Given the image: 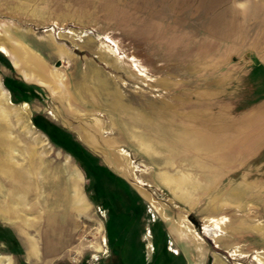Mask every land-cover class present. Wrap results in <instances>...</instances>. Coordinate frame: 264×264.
<instances>
[{"label":"rangeland","instance_id":"rangeland-1","mask_svg":"<svg viewBox=\"0 0 264 264\" xmlns=\"http://www.w3.org/2000/svg\"><path fill=\"white\" fill-rule=\"evenodd\" d=\"M0 43V264H264V0H0Z\"/></svg>","mask_w":264,"mask_h":264},{"label":"bare ground","instance_id":"bare-ground-1","mask_svg":"<svg viewBox=\"0 0 264 264\" xmlns=\"http://www.w3.org/2000/svg\"><path fill=\"white\" fill-rule=\"evenodd\" d=\"M16 40H13V39H11V42L12 43H16L15 42ZM4 43V42H3ZM7 44V43H6ZM0 45L2 46V44L0 43ZM4 46V45H3ZM9 46V45H8ZM19 47V46H18ZM10 48V47H9ZM8 49V48H7ZM23 52V53H22ZM9 53L11 54V57H13V61H14V63H15V65H18V60L20 59V55H22V54H24V51L22 50V49H16V48H11L10 50H9ZM28 57L30 58V61L33 63V64H35L37 67H39L40 69H42L43 68V65H42V63L39 61V59L35 56V55H32L31 53H30V51L28 52ZM24 77L26 78V79H28V80H33V81H36V82H38V83H41L42 85H45V86H50V83L49 82H46L43 78H39V77H37V76H35V75H33V73H31V72H26L25 70H24ZM58 82V81H57ZM54 88H56V87H52L51 89H52V91L54 92L55 91V89ZM10 161L9 160H7V159H4V161H2V162H0V168H3L4 166H6V168H4V169H6V170H8L9 172L8 173H11V174H13L14 172H16V169H15V167H13V166H11L10 165V163H9ZM8 165H10V168L8 167ZM64 184V183H63ZM71 188V185L70 184H68L67 186H62V184H61V187H59L58 188V191L57 192H59L60 190L62 191L63 190V194L66 196L68 193H69V189ZM13 191H11L12 193H9V195H10V197L12 196V195H15L16 194V192H17V190L19 189V187L18 186H13ZM76 191V193H75V197H76V201H79L80 202V196H79V193L77 192V190H75ZM144 194L145 195H147L146 194V192H144ZM74 197V196H73ZM12 198V197H11ZM7 201H9V200H7ZM15 201V200H14ZM11 203V202H10ZM8 204V203H7ZM13 205V204H12ZM17 205H20V203L19 204H17ZM17 207V206H16ZM6 207H2V208H0V209H3L5 212H6V214L7 213H10V209H12V208H10V205L8 206V208H6ZM20 208V207H19ZM16 209V208H15ZM18 209V208H17ZM13 213V212H12Z\"/></svg>","mask_w":264,"mask_h":264},{"label":"crops","instance_id":"crops-1","mask_svg":"<svg viewBox=\"0 0 264 264\" xmlns=\"http://www.w3.org/2000/svg\"><path fill=\"white\" fill-rule=\"evenodd\" d=\"M261 63H263L264 64V60H261ZM127 215L129 214V213H126Z\"/></svg>","mask_w":264,"mask_h":264}]
</instances>
